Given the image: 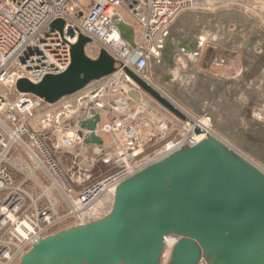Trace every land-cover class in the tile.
<instances>
[{"label":"water","instance_id":"water-1","mask_svg":"<svg viewBox=\"0 0 264 264\" xmlns=\"http://www.w3.org/2000/svg\"><path fill=\"white\" fill-rule=\"evenodd\" d=\"M121 37L135 48L133 27L116 17ZM63 21L52 28L61 30ZM86 37L71 47L65 73L39 83L19 80L20 93L54 104L115 71L101 51L85 55ZM207 45L239 54V77L199 69ZM158 56L148 55L151 80L196 117L264 168V122L248 113L264 105V32L237 9L183 12L164 30ZM142 51V49H140ZM186 63L182 69L177 59ZM133 82L175 117L184 116L149 85ZM99 115L80 127L94 131ZM198 133V131H196ZM86 144L102 145L90 134ZM174 236L168 264H264V175L213 138L182 149L118 186L110 214L44 238L20 264H161L164 240Z\"/></svg>","mask_w":264,"mask_h":264},{"label":"built area","instance_id":"built-area-1","mask_svg":"<svg viewBox=\"0 0 264 264\" xmlns=\"http://www.w3.org/2000/svg\"><path fill=\"white\" fill-rule=\"evenodd\" d=\"M209 7L208 0H0L1 264H13L15 261L20 264L22 257L40 240L95 222L79 216L107 195L113 207L119 185L207 138L215 139L264 175V168L213 130L207 122L208 118L194 116L150 78L148 55L158 56L157 46L162 42L164 30L181 13L207 12ZM116 17L133 27L135 48L121 37L114 24ZM58 20L63 21L61 30L51 27ZM80 36L88 39L84 51L89 59L96 60L104 51L114 60L115 71L112 74L54 104L17 91L19 80L37 84L47 75L65 73L71 62V47ZM88 47L92 49L90 54L86 51ZM207 48L213 50V55L204 72L229 78L241 75L242 64L238 54L212 45H207L204 52ZM235 64H238L237 67ZM229 65L235 67L232 75L210 72L211 68L221 69ZM126 71L149 85L185 118L180 119L183 127L176 137L165 141L163 133L159 138L163 145L153 146L148 153L139 142V131L129 125V121L138 115L140 108H134V104L139 103L140 98L137 94L139 87ZM128 86L131 87L129 92L125 91ZM109 97L111 102L107 100ZM133 109H136L133 116L124 115ZM107 113L109 121L101 124L103 114ZM248 113L264 122V105L249 106ZM95 115H99L100 120L94 131L80 127L82 122L91 120ZM92 133L110 136L117 154L102 153L101 145L86 144L85 139ZM116 140L119 143H115ZM15 144L23 145L31 154L34 151L37 168L52 181L54 188L64 192L65 200L71 207L65 216L56 219L51 210L39 209L31 201L24 184L16 182L9 169ZM76 147L92 148L101 157L98 160L85 159L87 169L83 174L78 173L80 178L73 180L67 176L56 155ZM96 164L113 165V168L99 178L91 179L85 173H90ZM76 184L79 188L75 194ZM76 218L78 222L70 226L55 228L68 219ZM168 238L173 241L168 247L171 252L178 241L174 236L165 238L163 252ZM197 264L207 263L201 258Z\"/></svg>","mask_w":264,"mask_h":264},{"label":"rangeland","instance_id":"rangeland-1","mask_svg":"<svg viewBox=\"0 0 264 264\" xmlns=\"http://www.w3.org/2000/svg\"><path fill=\"white\" fill-rule=\"evenodd\" d=\"M208 1L210 7L207 12H216L223 9H237L243 11L250 15L252 18H254L261 30L264 32V0ZM88 49L90 50V48ZM89 50L87 51L88 54L91 53V50ZM212 51L213 50L207 48L205 52H203L198 66L201 71H205L206 69H208L210 58L213 55ZM178 60L180 61V64L178 63L179 66L182 69H185V61L181 58H178L177 62ZM239 61L241 62V57ZM240 64H242V62ZM237 65L238 64H235V67H237ZM235 67H230L229 65L227 68H211L212 70H210V72L214 75L220 73L232 75L235 70ZM129 89H131L130 86L125 88V91L129 92ZM137 94L140 98V102L134 104V108L137 109V106H139L140 110H138V115L135 117V119L129 121V125H132L135 129L139 131V142L141 145L144 146L145 153H148L154 148L153 146L159 147L163 145L162 142H159V138L163 136V133H165L164 136H166L165 141L176 137L181 131L183 123L179 118L171 114L167 109L161 106L157 101L151 98L140 88ZM107 100H110V102L112 101L110 97L107 98ZM136 109H133V111H129L130 113L126 112L124 113V115L133 116V113L134 111H136ZM141 110H143L142 114L140 113ZM109 118L110 115H108V113L103 114L101 124L108 122ZM99 136L103 140V145H101V149L103 150L102 153L108 152L112 156L116 155L117 153L115 150V145H113L112 138L105 134H99ZM115 143L119 142L116 140ZM23 144H25L24 140ZM31 152L33 154L29 153L28 150L21 144H15L13 146L10 155L11 160L9 166L11 173L13 174L16 182H22L24 184L31 201L36 204L39 209L44 208L47 210H51L54 213L56 219L57 217L65 216L70 211L71 207L65 200L64 192L54 188L52 181L43 173L42 170L37 168V162L34 158V155L36 156V153L34 151ZM56 157L59 159L61 167L67 173V176L69 178L72 177L73 180H75L79 177V172L83 174L84 170L87 169L88 164L86 160H89L90 158L98 160L101 156L100 153L99 155L95 154L92 148L76 147L71 150H64L62 153H58ZM79 168L81 169L80 171H78ZM112 168L113 165L105 166L101 164H96L94 169H92L90 173H85V175L89 174L91 179H96L99 178L102 174L111 171ZM78 188L79 185L76 184L75 194L77 193ZM102 199H100L93 207H91L92 209L90 208L89 210L83 212V215L79 217L84 218L85 220L88 218L95 221L104 219L111 212L110 210L113 207H111L110 200L105 201L103 203H99ZM93 209L96 210V213L94 214L92 213ZM90 210L91 213L88 214L87 212ZM77 220L78 218L68 219L56 225L55 228L62 227V225L70 226L73 223L78 222ZM13 264H17V262L15 261Z\"/></svg>","mask_w":264,"mask_h":264},{"label":"bare ground","instance_id":"bare-ground-1","mask_svg":"<svg viewBox=\"0 0 264 264\" xmlns=\"http://www.w3.org/2000/svg\"><path fill=\"white\" fill-rule=\"evenodd\" d=\"M88 48H90V50L92 51V49H91V47H88ZM87 48V50L86 51H88L89 49ZM89 50V51H90ZM90 51V52H91ZM134 95H132V97H133ZM135 97V96H134ZM206 118H208V117H206ZM207 122H209L208 124H210L211 125V122H210V119L208 118V121ZM207 122H205L206 124H207ZM110 200V196H105V197H103V199L99 202V203H103V202H105V201H109ZM95 205V204H94ZM93 205V206H94ZM92 209V208H91ZM88 214H90L91 213V210L90 211H88L87 212ZM92 213L94 214V213H96V210L95 209H93L92 210ZM172 243H173V241L171 240V239H167V241H166V247H165V251L163 252V254H162V257H161V264H168V262H169V260H170V257H171V250L169 251V246L170 245H172ZM172 248V247H171ZM173 249V248H172Z\"/></svg>","mask_w":264,"mask_h":264}]
</instances>
